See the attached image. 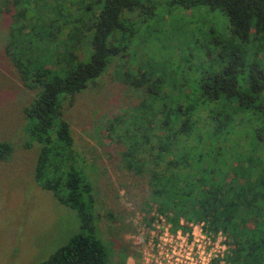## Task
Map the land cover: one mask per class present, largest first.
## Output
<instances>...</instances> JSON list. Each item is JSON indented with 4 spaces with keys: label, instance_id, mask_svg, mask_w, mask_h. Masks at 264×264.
Returning <instances> with one entry per match:
<instances>
[{
    "label": "trees",
    "instance_id": "16d2710c",
    "mask_svg": "<svg viewBox=\"0 0 264 264\" xmlns=\"http://www.w3.org/2000/svg\"><path fill=\"white\" fill-rule=\"evenodd\" d=\"M67 4L80 12L71 16ZM162 4L0 0V11L11 18L5 52L23 83L37 89L23 126L25 145L38 146L36 181L79 218V232L35 264H127L129 256L139 257L122 249L110 256L99 234L94 185L75 151L62 102L95 82L113 60L123 61L140 44V27L167 16L159 13ZM166 5L172 16L189 18L188 46L167 65L154 54L121 69V80L142 96L108 131L115 133L125 168L146 180L155 211L172 231L201 223L207 233L225 236L228 263L264 264V0ZM197 7L200 21L183 13ZM207 13H214L215 24L208 25ZM43 56L62 66L37 69ZM11 151L0 141V160Z\"/></svg>",
    "mask_w": 264,
    "mask_h": 264
},
{
    "label": "rangeland",
    "instance_id": "374dc122",
    "mask_svg": "<svg viewBox=\"0 0 264 264\" xmlns=\"http://www.w3.org/2000/svg\"><path fill=\"white\" fill-rule=\"evenodd\" d=\"M166 1L159 6V13L165 12L167 16L161 23L153 22V27L151 21L140 27L136 38V43L140 44H134L123 61L113 60L95 82L74 96H66L62 102L75 151L94 185L97 226L110 256L121 249L130 254L132 250L136 252L137 242L149 240L153 225L162 223L149 198L146 180L125 168L113 139L115 133H110L108 128L119 115L124 120L142 96L141 91L121 80V69H132L135 63L154 54L159 58L158 63L167 65L173 57L182 56L188 46L185 31L190 20L172 16ZM68 6L71 16L80 12L77 4ZM172 8L178 12V7ZM199 9H186L183 13L194 14L192 20H199L196 13ZM215 19L214 13L206 14L208 25L215 24ZM10 22L9 13L1 10L0 141H8L12 151L8 158L0 160V264H35L48 258L79 232V218L74 210L59 203L50 190L36 181L38 146L25 145L23 126L24 108L37 89L23 83L5 52ZM37 62L35 66L41 71H57L62 66L52 56L40 57ZM199 229L198 225L191 230L196 233L195 238H201ZM190 239L193 240V235ZM129 257L127 264L132 263ZM134 260L139 264V259Z\"/></svg>",
    "mask_w": 264,
    "mask_h": 264
},
{
    "label": "built area",
    "instance_id": "2783aa9c",
    "mask_svg": "<svg viewBox=\"0 0 264 264\" xmlns=\"http://www.w3.org/2000/svg\"><path fill=\"white\" fill-rule=\"evenodd\" d=\"M159 221L162 223L153 225L149 240L137 242L139 264H230L225 259L227 244L221 232L207 233L201 223L190 224L191 230L200 227L198 235L201 238H195L194 230L172 231L161 215ZM207 234L216 238L211 239ZM192 235L193 240L190 239ZM129 258L132 263L128 264H138L133 257Z\"/></svg>",
    "mask_w": 264,
    "mask_h": 264
}]
</instances>
